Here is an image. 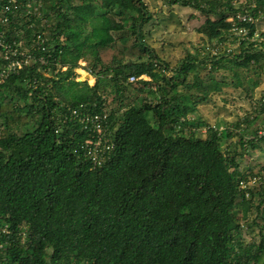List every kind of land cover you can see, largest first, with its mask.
<instances>
[{
  "label": "trees",
  "instance_id": "obj_1",
  "mask_svg": "<svg viewBox=\"0 0 264 264\" xmlns=\"http://www.w3.org/2000/svg\"><path fill=\"white\" fill-rule=\"evenodd\" d=\"M41 1L40 17L15 15L7 30L25 45L46 31L47 63L0 83V264H260L264 187L245 197L239 181L260 167L240 160L264 138L243 141L241 118L220 130L198 105L243 86L239 69L261 74L264 55L240 43L229 56L188 51L170 68L145 40L144 0ZM161 1L205 14L197 31L209 41L241 8L264 14V0ZM79 60L93 85L76 79ZM135 83L139 95L123 103ZM81 104L108 114L114 146L96 166L82 147L89 131L68 112ZM256 225L258 240L244 241Z\"/></svg>",
  "mask_w": 264,
  "mask_h": 264
},
{
  "label": "built area",
  "instance_id": "obj_2",
  "mask_svg": "<svg viewBox=\"0 0 264 264\" xmlns=\"http://www.w3.org/2000/svg\"><path fill=\"white\" fill-rule=\"evenodd\" d=\"M41 6V0H7L0 5V58L3 61L0 69V83L4 82L11 73L18 72L31 64L47 63L45 55L39 53L46 50L44 45L47 39L46 31L36 34L28 45H25L23 40H9L7 34L15 15L19 14L24 22H27L32 17H40ZM252 8H254L253 3L249 9L241 8L235 16L229 17L228 20L232 22V25L224 38L206 40L201 45V53H208L211 57L229 56L233 49L241 43V50L248 48L249 51L264 55V29L258 25V20L264 18V14L256 17L250 11ZM28 26L32 27L33 23H28ZM15 30L19 35L22 33L21 30L16 28ZM261 74L264 79V69ZM129 80L132 81L134 78L130 77ZM255 89L258 91L257 96L253 94L249 98L248 110L240 117L242 128H247L245 121L251 123L250 133L243 138L245 142L264 138V85H259ZM68 112L90 133L89 138L82 145L85 155L93 166L101 164L114 146L107 112L94 111L83 104L76 108H68ZM219 129H224V127L220 126ZM256 187H264V163L239 181V190L244 193L245 197H249L250 190Z\"/></svg>",
  "mask_w": 264,
  "mask_h": 264
},
{
  "label": "rangeland",
  "instance_id": "obj_3",
  "mask_svg": "<svg viewBox=\"0 0 264 264\" xmlns=\"http://www.w3.org/2000/svg\"><path fill=\"white\" fill-rule=\"evenodd\" d=\"M241 2L242 0H237ZM148 9L152 14V19L144 26V34L146 42L156 51L160 58L168 63L170 68L175 67L184 55L190 51L195 52L201 49V45L206 41L205 36L197 31V28L205 21L206 15L199 10L191 7H185L177 4L168 5L161 0H144ZM260 28L264 29V18L258 20ZM79 67L75 69L77 80H86L88 84L93 85L96 77L91 75L85 68V61L79 60ZM206 70H201L203 75ZM239 74L247 75L246 80H243V86L234 87L229 85L223 89L221 93L212 94L206 102L199 106V114L204 121L210 125L219 124L222 127L228 126L238 120L241 115L248 110L249 94L252 87V82L258 77L261 79V86L264 85L262 74L258 72L252 73L244 69H239ZM89 77H86V74ZM218 77H224L228 81L233 79L232 73L229 70H220L216 73ZM142 78L148 80L149 77L142 75ZM131 81V80H129ZM106 89L105 95L111 99L114 96L112 83L105 80ZM140 83L130 85L126 91V99L123 103H127L137 95ZM255 89L253 94L257 96ZM117 100L111 101V104L117 107ZM205 128L200 130L203 135ZM235 140L237 139L234 138ZM264 163V144L250 147L243 152L240 160L241 169L251 170V167L262 165ZM237 218H241V212L237 211ZM243 221V220H242ZM259 227L253 226V229H243L244 241L258 240ZM260 264H264L263 261Z\"/></svg>",
  "mask_w": 264,
  "mask_h": 264
},
{
  "label": "water",
  "instance_id": "obj_4",
  "mask_svg": "<svg viewBox=\"0 0 264 264\" xmlns=\"http://www.w3.org/2000/svg\"><path fill=\"white\" fill-rule=\"evenodd\" d=\"M89 76H90V75L87 73V74H86V77H89Z\"/></svg>",
  "mask_w": 264,
  "mask_h": 264
},
{
  "label": "crops",
  "instance_id": "obj_5",
  "mask_svg": "<svg viewBox=\"0 0 264 264\" xmlns=\"http://www.w3.org/2000/svg\"><path fill=\"white\" fill-rule=\"evenodd\" d=\"M200 105H201V104H200ZM200 105H198V108H199Z\"/></svg>",
  "mask_w": 264,
  "mask_h": 264
}]
</instances>
